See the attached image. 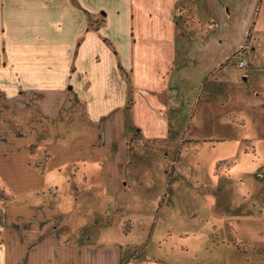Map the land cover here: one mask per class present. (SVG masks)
Returning a JSON list of instances; mask_svg holds the SVG:
<instances>
[{
  "label": "crops",
  "instance_id": "1",
  "mask_svg": "<svg viewBox=\"0 0 264 264\" xmlns=\"http://www.w3.org/2000/svg\"><path fill=\"white\" fill-rule=\"evenodd\" d=\"M257 1L233 13L224 8L231 0H0V81L44 88L47 105H56L69 85V114L76 115L67 140L49 136L52 158L44 172L29 167L27 141L0 125V176L17 203L0 204V252L15 237L23 255L39 252L53 261L85 253L90 264H102L116 253L117 264H132L123 241L96 242L95 233L77 227L75 213L70 218L69 206L88 205L102 216L143 207L140 192L151 171L139 167L156 159L155 144L170 140V149L173 132L195 117L192 96L198 111L207 79L224 72L238 49L247 50L240 43L229 51L219 38L250 35ZM215 81L229 84L225 77ZM59 110L48 114L57 119ZM130 126L138 133L134 150ZM52 179L65 196L39 194ZM65 213L68 229L46 233ZM100 217L90 212L86 224L111 226L96 224Z\"/></svg>",
  "mask_w": 264,
  "mask_h": 264
},
{
  "label": "rangeland",
  "instance_id": "2",
  "mask_svg": "<svg viewBox=\"0 0 264 264\" xmlns=\"http://www.w3.org/2000/svg\"><path fill=\"white\" fill-rule=\"evenodd\" d=\"M247 1L231 0L224 8L239 12ZM253 12L250 35L225 33L219 38L229 51L240 43L247 45V50L238 49L225 65L228 70L207 79L198 111L196 96H192L189 117H195L184 131L181 125L173 132L170 139L176 138V142L170 149V140L155 144L152 149L156 159L139 167L151 171V183H144L140 192L143 207L108 210L102 216L104 211L73 201L70 218L75 213L77 227L96 235L75 238L92 237L111 243L121 240L126 254L132 256V264H264V0L253 3ZM243 58L247 66L240 68ZM224 77L229 84L215 81ZM28 84L0 81V125L27 141L29 167L44 172L52 158L46 147L49 136L55 133L65 141L71 133L69 127L76 117L75 112L69 114L71 87L61 89L56 105H47L51 98L44 95L45 89ZM53 106L60 109L57 119L48 114ZM126 137L134 150L138 133L130 126ZM39 194L47 199L65 196L54 179ZM15 201L16 196L0 176V204L15 205ZM90 212L101 215L96 224L106 221L111 226L86 224ZM65 214L64 219L55 216L46 233L68 229L71 220ZM1 220L5 218L0 214ZM8 248L0 252V264H90L91 259L85 253L53 261L39 252L23 255L15 237ZM117 261L114 253L101 262Z\"/></svg>",
  "mask_w": 264,
  "mask_h": 264
},
{
  "label": "built area",
  "instance_id": "3",
  "mask_svg": "<svg viewBox=\"0 0 264 264\" xmlns=\"http://www.w3.org/2000/svg\"><path fill=\"white\" fill-rule=\"evenodd\" d=\"M133 1V0H131ZM211 27V26H210ZM247 66V62L245 61V58H243L240 62V68H245Z\"/></svg>",
  "mask_w": 264,
  "mask_h": 264
}]
</instances>
